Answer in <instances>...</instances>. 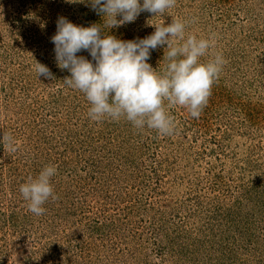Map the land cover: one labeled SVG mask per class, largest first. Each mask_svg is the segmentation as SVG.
<instances>
[{"label": "rangeland", "instance_id": "rangeland-1", "mask_svg": "<svg viewBox=\"0 0 264 264\" xmlns=\"http://www.w3.org/2000/svg\"><path fill=\"white\" fill-rule=\"evenodd\" d=\"M65 1L0 0V140L18 141L0 144V264H264V0H176L119 27L143 39L179 18L186 37L214 38L202 60L227 61L199 118L167 109L172 135L91 119L51 42L60 16L90 26L72 12L84 0ZM166 47L147 61L161 73ZM48 165L56 199L35 215L20 187Z\"/></svg>", "mask_w": 264, "mask_h": 264}, {"label": "clouds", "instance_id": "clouds-1", "mask_svg": "<svg viewBox=\"0 0 264 264\" xmlns=\"http://www.w3.org/2000/svg\"><path fill=\"white\" fill-rule=\"evenodd\" d=\"M93 11L107 17V25L118 28L135 22L141 12L159 16L175 6L176 0H90ZM121 17L117 19V17ZM187 21L173 18L168 26L155 25L147 37L121 40L105 35L98 24L78 26L68 18L57 19L56 33L51 37L55 45L57 66L71 75L64 78L66 86L85 94L90 102L89 116L99 121L105 117H122L134 127L147 126L160 135H172L176 129L174 118L168 113L173 106L185 107L193 118H199L211 96L214 81L227 61L222 53L202 60L214 47L213 37H186ZM167 45L163 60L166 68L161 73L147 61L151 51ZM87 51L91 60L77 53ZM39 77L54 79L50 70L36 62ZM167 101V107L165 106ZM0 144L5 151L16 152L18 141L4 132ZM57 169L48 165L36 178L29 177L20 192L28 201L29 211L43 215L42 206L51 197L56 199L51 178Z\"/></svg>", "mask_w": 264, "mask_h": 264}, {"label": "trees", "instance_id": "trees-1", "mask_svg": "<svg viewBox=\"0 0 264 264\" xmlns=\"http://www.w3.org/2000/svg\"><path fill=\"white\" fill-rule=\"evenodd\" d=\"M58 2L61 3V4H68L69 3L68 1H65V3H64V2H62V0H58ZM72 12L73 13H77L78 17H76V19L78 20L77 21L78 23H81V24H85L86 23L88 25H91L93 23L96 24L98 22V20H96L97 17L95 16V14H97V13H96V11L92 10L90 0H84L81 4L80 3L79 4L75 3L74 6H73V9H72ZM51 27H52L51 20L47 17L45 19L44 31L46 32ZM103 31H104L105 35H108V34L115 35L118 39L127 40L125 33L124 32L122 33L120 31L119 27L118 28H112V29L110 27V28L106 29V31L103 29ZM45 36L48 37L47 33H45ZM50 36H52V34H50ZM49 37H48V40H50ZM78 55L85 56L83 51H81Z\"/></svg>", "mask_w": 264, "mask_h": 264}]
</instances>
